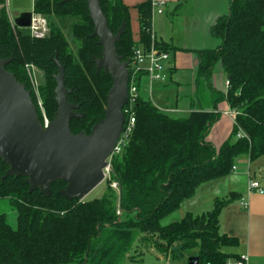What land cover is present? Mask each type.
<instances>
[{
    "label": "trees",
    "instance_id": "obj_1",
    "mask_svg": "<svg viewBox=\"0 0 264 264\" xmlns=\"http://www.w3.org/2000/svg\"><path fill=\"white\" fill-rule=\"evenodd\" d=\"M63 1L34 0L33 12L48 20L50 31L43 39L31 37L28 29L13 31L2 8L0 59L14 57L6 70L29 90L26 65L43 72L41 93L52 121L58 109L54 94L58 55L65 66V86L72 91L68 101L80 105L77 112L85 114L73 119L70 129L73 134H90L105 116L112 78L103 70L96 72L93 58L101 57L102 47L99 38L92 36L94 24L87 1ZM100 1L113 34L126 24L117 48L131 67L135 49L150 50L152 45V1L137 6L138 41L133 37L129 6L123 0ZM4 2L0 0V5ZM210 32L221 44L215 50L197 51V83L206 80L213 89V69L221 63L229 87L226 92L214 91L218 94L214 111L194 107L181 118L164 113L139 94L133 108L135 128L123 151L111 161V182L118 183V190L106 182L101 198L70 201L59 194L67 184L58 181L51 185L50 197L40 190L30 193L25 177L2 181L9 167L0 158V200L7 201L13 212L12 223L0 212V264H126L134 262L130 253L137 240L174 260L189 256L198 257L199 264H227L239 259L238 254L223 249L237 247L238 240L220 232V213L233 202L234 193L217 198L210 211L187 213L180 221L161 224L202 184L234 173L241 157L253 162L264 156V0H229L228 15L219 17ZM154 45L169 54L178 50L156 38ZM32 99L36 104L33 93ZM222 101L238 114L227 140L216 147L206 137L220 116L215 109Z\"/></svg>",
    "mask_w": 264,
    "mask_h": 264
},
{
    "label": "water",
    "instance_id": "obj_2",
    "mask_svg": "<svg viewBox=\"0 0 264 264\" xmlns=\"http://www.w3.org/2000/svg\"><path fill=\"white\" fill-rule=\"evenodd\" d=\"M75 0H64L63 3ZM89 17L93 21L92 36L99 38L102 55L93 58L96 72L101 70L112 78L107 95L104 118L90 132L73 134L70 122L82 119L77 112L80 105L70 103L71 90L65 86V66L58 59L54 63L59 72L54 76L55 101L58 109L48 127L39 119L31 91L6 70L14 57L0 59V158L9 169L2 181L9 177H25L29 192L40 190L46 197L52 195L51 185L63 181L66 188L59 194L70 201H83L105 181L104 169L124 131V107L128 103L129 63L118 54L126 24L113 34L102 10L100 0H86ZM33 12L14 13L17 27L31 26ZM189 264H199L198 257H190Z\"/></svg>",
    "mask_w": 264,
    "mask_h": 264
},
{
    "label": "crops",
    "instance_id": "obj_3",
    "mask_svg": "<svg viewBox=\"0 0 264 264\" xmlns=\"http://www.w3.org/2000/svg\"><path fill=\"white\" fill-rule=\"evenodd\" d=\"M147 1L164 3L161 14L152 6V28L157 41L171 44L178 49L176 52L170 53L172 69L169 80L166 82H173V76H175L174 83L177 85V90H179L182 97L186 98L184 107L180 108L178 99H176L174 103L172 102L162 111L170 116L174 115L172 116L174 118L187 117L194 107L198 108L199 106H203L205 111H212L213 101L218 97V94L214 91L226 92L227 75L225 74L224 88L212 85L214 90L210 88L211 100L202 103V100L195 97V93L198 91V81L195 75L191 76L193 86L190 90L185 91L186 89L182 85L184 82L180 78L179 71L189 70L196 59V73L198 74L199 57L197 51L215 50L220 46L221 41L212 36L210 29L219 17L228 15L229 0H123L130 8L131 29L135 41L140 38V20L137 6ZM166 9H169L170 16L165 15ZM185 108L188 109L185 110ZM230 110L231 108L226 101L220 102L217 109H215V111L220 112V116L213 124L212 129L217 128L218 139L215 142L210 141L209 138L207 140L216 147L227 140L233 129L234 118L229 114ZM219 124L224 127L226 125L225 129H228L223 135H221L223 128ZM237 162L245 166L246 172L236 176L228 175L202 184L197 188L192 198L182 203L179 210L184 204L196 198L205 186H213V184L227 180L230 186L225 197L231 193H234L235 197L233 202L226 205L220 213V232L236 238L239 245L237 247H226L225 249L228 250L224 249V251L239 256L247 255L249 264H264V194L261 195L249 190L251 181H258L264 188V160H256L255 168L257 171H254V176L251 169L255 161L251 162L245 156L238 159ZM237 171H240L238 167L235 172ZM242 201L248 203L247 208L241 205ZM186 211L184 215L187 213L195 214L191 208ZM157 258L165 264H189V256L181 260H174L171 256L166 257L159 254Z\"/></svg>",
    "mask_w": 264,
    "mask_h": 264
},
{
    "label": "rangeland",
    "instance_id": "obj_4",
    "mask_svg": "<svg viewBox=\"0 0 264 264\" xmlns=\"http://www.w3.org/2000/svg\"><path fill=\"white\" fill-rule=\"evenodd\" d=\"M34 0H5V2L0 5V10L2 8L5 9L8 20L10 22V25L12 27V30L14 31L13 27V18L14 13H24V12H33V6ZM41 15V14H40ZM165 15L170 16L169 9L165 10ZM45 17V16H44ZM48 22V20H47ZM50 31V30H49ZM16 32V31H15ZM70 42L73 40L71 37H68ZM218 41V40H217ZM72 48L74 51L76 50L75 44H73L72 41ZM196 59L194 60V64L189 67V70H183L179 71V75L181 80H183V87L186 89L185 91L190 90V88L193 86V83H191V76L195 75L197 79V67H196ZM27 65L29 66V69ZM26 65V72L28 74L31 88L34 85L36 90L33 92L34 99H35V106L37 109H39L40 114L44 112L47 115L46 107L44 104V100L41 93V87L45 81L43 72L38 69L33 64H27ZM29 70V71H28ZM182 70V69H181ZM199 70V68H198ZM31 81L32 84H31ZM175 82V76H173V82H151L149 78L143 77L141 80V89H140V95L144 97L147 100H150L155 106H157L159 109L164 110L167 106H169L172 102L174 103L176 99H178L179 107L182 108L185 105L186 98L182 97L179 90H177V85ZM224 82H225V72L223 70V67L221 63H218L212 73V79L210 80V83H212L213 86L224 88ZM195 84V82H194ZM181 85V87H182ZM209 84L206 80H201L198 84V91L195 93V97L197 99L202 100V103H207L211 100V92L210 88L208 87ZM179 96V97H178ZM188 108H185L187 110ZM38 111V110H37ZM174 116V115H171ZM48 117V115H47ZM49 118V117H48ZM223 129L221 130V135L225 133L226 130L225 127L222 124H219ZM233 126V124H232ZM213 125L211 126L212 129ZM209 131V134L207 135V139L209 138L210 141H214L218 139L216 131L217 128L214 127L212 131ZM220 147V145H217ZM245 156H243L244 158ZM264 160V156L260 157L257 160ZM255 163H253L251 172L254 176V171L256 172ZM236 166L239 168V172H234L230 174L231 176H236L242 172H246V168L244 165L236 163ZM230 186V183L225 180L218 182V184H213V186H205L199 192V194L194 198L191 202H187V204H184L181 208V210H177L174 213L166 216L164 219H162L161 224L163 226L169 225L173 222L180 221L185 217L186 210L190 209L194 211L195 214H201L202 212L210 211L213 208L214 202L217 198H225V195L228 193V188ZM107 191V183L104 181L102 182L98 187H96L89 195L85 197V201H91L94 199L101 198L105 192ZM214 202H213V199ZM213 202V203H212ZM7 201L0 200V212L5 213L8 215V220L10 223L13 222V212L10 208V206L6 205ZM140 238V236H139ZM147 245V243H146ZM144 246V244H141L139 240H137L134 244V247L130 253V255L133 257L134 262H126V264H165V262H161L158 260L159 253L156 252L154 249ZM225 249V248H223ZM226 251L228 249H225ZM194 254V252H192ZM171 256V255H170Z\"/></svg>",
    "mask_w": 264,
    "mask_h": 264
},
{
    "label": "built area",
    "instance_id": "obj_5",
    "mask_svg": "<svg viewBox=\"0 0 264 264\" xmlns=\"http://www.w3.org/2000/svg\"><path fill=\"white\" fill-rule=\"evenodd\" d=\"M164 3H158L153 2L152 6L158 13L163 12L162 6ZM13 27L14 31H16V25L14 23L13 18ZM31 37L36 39H43L48 36L49 34V26L47 19L40 14H36L33 12L32 22L31 26L27 28ZM151 38H152V45L150 47V50H145L141 46H138L134 51V57H133V63L132 66L128 68L129 70V92H128V103L124 107V114L128 115V118L126 119V122L124 124V131L121 134L117 145L107 160V167L104 169L105 174V182H111L112 180V158L114 155L120 154L125 146L127 145L129 135L132 133V131L135 128L136 120L133 113L134 105L136 104L139 91L137 83L141 80L143 77H147L150 79L151 82H166L169 80L170 71L172 69V65L170 64V54L166 52H162L158 50L154 45L155 35L152 29L151 32ZM29 69L30 65H27ZM29 71V70H28ZM33 81H31L32 84ZM32 93L36 90L35 86H32ZM226 87H229V81H226ZM127 106V107H126ZM229 114L235 118L238 114L236 110H230ZM43 118V126L48 127L51 123L50 119L47 117V115L43 112L42 113ZM238 137L242 138L244 137V134L242 131L238 133ZM237 170V166L233 168V171L235 172ZM111 187L115 190L119 189V185L117 182L112 181ZM250 191H255L258 194H264V188L260 185L258 181H251L249 186ZM241 205L244 208L248 207V203L245 201L241 202ZM227 264H249V257L247 255H241L239 259L236 260H230Z\"/></svg>",
    "mask_w": 264,
    "mask_h": 264
},
{
    "label": "flooded vegetation",
    "instance_id": "obj_6",
    "mask_svg": "<svg viewBox=\"0 0 264 264\" xmlns=\"http://www.w3.org/2000/svg\"><path fill=\"white\" fill-rule=\"evenodd\" d=\"M29 90V89H28ZM31 91V94H32V90H30Z\"/></svg>",
    "mask_w": 264,
    "mask_h": 264
}]
</instances>
